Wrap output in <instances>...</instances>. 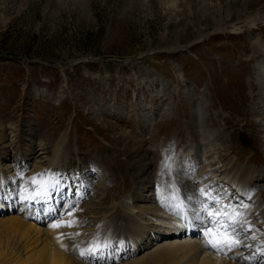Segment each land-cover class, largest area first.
I'll return each instance as SVG.
<instances>
[{
    "label": "rangeland",
    "instance_id": "1",
    "mask_svg": "<svg viewBox=\"0 0 264 264\" xmlns=\"http://www.w3.org/2000/svg\"><path fill=\"white\" fill-rule=\"evenodd\" d=\"M255 43L264 54V0H0V127L11 137L0 149V219L20 216L46 231L60 219L77 221L62 228L75 232L79 264H159L151 256L136 263L148 250L137 251L143 245L126 236L123 209L113 220L116 206L133 207L134 194L142 193L136 174L148 163L147 173L159 167L149 177L157 181L147 192L154 203L171 182L194 191L196 204L208 190L220 199L219 206L209 202L210 210L231 205L228 212L241 214L244 256L264 264V226L253 214L264 208L261 100H252L249 116L258 124L260 156L241 116L246 83L261 78L264 86V56H255ZM257 93L264 97V90ZM38 142L48 144L41 172L24 155ZM230 161L239 174L228 169ZM242 169L258 177L247 182ZM38 173L55 175L58 183L48 197L29 203L25 190L34 195L30 181ZM67 203L73 214H64L67 205L54 218ZM44 206L38 217L28 213ZM7 231L0 227L6 252L0 264L18 255L25 264L19 239ZM93 246L98 250L88 252Z\"/></svg>",
    "mask_w": 264,
    "mask_h": 264
},
{
    "label": "bare ground",
    "instance_id": "2",
    "mask_svg": "<svg viewBox=\"0 0 264 264\" xmlns=\"http://www.w3.org/2000/svg\"><path fill=\"white\" fill-rule=\"evenodd\" d=\"M131 4H132V2L129 3L128 6ZM242 22H244V21H242ZM242 22H240V23H242ZM222 23H223V21H222ZM247 27H249V26H247ZM252 29H256V28L250 27L249 31ZM258 44L255 43L254 45L251 46L255 50V54H256L255 56L256 57L264 56L263 53H261L257 50ZM259 79H261V78H259ZM259 79H257V81H256V83L258 82L257 84L254 81H252L250 83H246L247 84L246 92L243 91V93H242V98H243V102L245 105V107H244L245 109L242 111L241 116L245 120H249V116L252 115L254 112V107L252 106V100L259 98L261 100V104H262L261 106H264V97H262L259 93H257V92H261L264 90V86L261 85L260 84L261 82L258 81ZM263 81H264V79H263ZM213 90H215V89H213ZM249 91H251V92H249ZM262 113H264V112H262ZM176 120H178V119H176ZM211 121L213 122L214 120H211ZM248 122L249 123H248L247 129L252 134V136L255 138L254 142L252 143V148H253L255 154L260 156V152H258V141H261V138L258 134V132H259L258 131L259 130L258 124L253 122L252 120H249ZM206 125L209 126L208 121L206 122ZM244 129H246V128H244ZM2 130H3L2 127H0V149L2 151H4L6 149V147H8L7 144L10 143L9 141H11V139L9 140V138H11V137H10V133L4 134V133H2ZM175 130H176V128H175ZM180 130H181V128H180ZM198 134H197V136H198ZM201 134L206 135V132L203 131V133H201ZM237 134H238V132H236L235 134L233 132L234 140H236V138L238 137ZM180 140H181V138H180ZM47 146H48L47 143L38 142V144L35 146L36 147L35 149L29 148V149H27V151H25L26 153H24V155L26 157H28V159H35L34 162H35V164H37V166H36L37 172L40 171L42 169V167L46 164V161H47L46 155L48 153ZM10 147H11V144H10ZM234 148L235 147L232 145L228 146L229 150H233ZM2 158H4V160L6 159V153L5 152L2 153ZM50 163L51 162H49L47 169H50V165H51ZM229 165H230V167L228 168L229 170H233L234 174H239L240 167H238L235 163H232L231 161H230ZM149 166H151V165L146 163V164L141 165V167H138V169H137L138 171H137L136 177H137V180L139 181L138 185L140 186L142 193L139 194L136 192L134 194V199H133L134 206L133 207H131V206L129 207L128 205H124L122 207L116 206V208H115L116 211H115L114 216H113V220H114L116 217L117 210L119 208L123 209V210H120L119 215H121L120 217H122V220L125 219L126 222H128L127 223L128 229L129 230L131 229V232H129V230H127L128 233L126 234V236H128V238L131 239L133 242H135V243L137 242V244L143 245L137 251H141L143 249H145L144 251L148 250L147 254H149V255L146 257L147 254H145V255L143 254V256H140L139 258L134 260L136 263H139L143 259L146 261L147 259L150 258L149 256H151V258L155 257V258H153L154 262L156 260V263H159V264H161V262H163V261L166 264H252L253 260L251 261V259H250L251 253L247 252L249 255L244 256L245 252H244L243 247L245 244L241 245L242 244L241 240H240V244L237 247H235L231 251H228L226 254H217L214 250H209V249H205L204 247H202V244L204 242V231L208 227L207 224L209 222V218L205 212H203L205 214V218L201 217V216H203V214L201 213L202 212L201 209L203 208L206 201L205 200L202 201L199 198L200 202H201L199 204H201V205L196 204L197 201L195 198L196 196H194V194H195L194 191L193 192H186V191L184 192V190L179 188V184L176 185V187H177L176 188L174 186V183H172V182L167 183L166 185L168 186V189H166L165 193L161 194V196L158 199V204H156L157 202L154 203L153 199L151 198V195H149L147 192H148V188L150 186L157 184V181H153L149 177H150V175L154 176L155 174L153 171H157L159 167L155 170L152 169L150 171V173L149 172L147 173V169H148L147 167H149ZM153 167H154V164H153ZM1 168L3 169V166ZM242 170L243 171L241 172V174H242L241 177H243L245 179V181H247V182L248 181L252 182L254 180L253 178L258 177V175L257 176L252 175L253 174L252 172L245 171L244 169H242ZM159 172H161V169L159 170ZM166 173H168V175H169L168 171ZM160 175H162V174H160ZM161 179L162 178L158 179L161 182L160 184H162ZM207 180H209V179H206V181ZM246 185H248V184H246ZM246 185H244V186H246ZM200 187H199V189H200ZM242 188H243V186H242ZM249 191H252V190H249ZM93 192L94 191H91V193L89 195L93 196L92 195ZM205 192L210 193L208 190H206ZM243 192H245V190ZM70 193H71V191L69 192V194ZM250 194L252 195L253 192H251ZM48 195H50L49 192H48ZM64 196H65V194H64ZM236 196L239 197V195H237V194H236ZM241 196H243V194ZM261 196H262V194H261ZM71 197L68 199V201L69 200L71 201ZM173 197H175V199H173ZM204 197L205 196H203L202 198H204ZM214 197L216 198V196H214ZM7 199H10V198H7ZM15 199H16V197H15ZM241 200H243V199L241 198ZM210 201H211V199H209L207 201V203L209 204ZM0 202L3 204V201H0ZM68 203L66 205H64L63 207H61V209L58 208V210H59L58 215L55 216L54 218L60 219V217L65 214V213L64 214H62V213L65 211V207H67ZM181 203L183 204V209L181 210V214H182L183 218H178V216L174 215L173 213H175L177 211V205H179ZM239 203L241 204V201ZM243 204H244V202H243ZM196 206H200V207L197 208ZM46 208H48V207L44 206L41 209H38L36 207V208H34L33 211L28 210V213H31V215L34 217H38V215L41 214L39 211L42 209H46ZM215 210H216V208H214L211 211L215 212ZM4 211H7L6 207L1 212H4ZM132 212L139 214L138 217H141V220H142L141 224L134 223L136 221L134 219L135 217L132 218L130 216V215L133 216ZM255 212H257L255 219L258 220L260 225L264 226V208L260 207L259 209H257L255 207V209L253 210V214ZM137 219L139 220V218H137ZM60 220L54 221L53 223H59L58 221H60ZM113 220L110 223V226H116L115 224L117 222L115 224H113V222H114ZM53 223H51V224H53ZM46 224H44L42 226H45ZM244 224H245V222H244ZM245 226H246V224H245ZM0 227H3V229L5 231L8 230L9 233H12L11 236L15 235L19 239V243L21 245L20 250H18L17 248L16 249L18 251H21L22 253L24 252L25 255H27L25 257V261H26L25 264H79V262L77 263L73 257V253L75 252L74 249L76 247L74 245V243L72 242L73 241L72 238H74L73 234H75V232L73 233V229L67 230V229H63L62 227L60 229H58V228L54 229L51 226V229L46 231V229L43 230V229L39 228L38 226L33 224L31 221L24 220L22 217L14 216V215H9L5 218H1L0 219ZM64 228H68V227H64ZM115 228H118V227H112L111 229L115 230ZM252 228H253V226H252ZM198 233L201 235V236H199L200 238L196 237ZM57 237H60V239L58 240ZM241 238H243V237H241ZM259 241H261V240H259ZM245 242L247 243L248 241H245ZM243 243H244V241H243ZM13 244H14V242H13ZM252 244H250L251 246H247V249H249V251H250V248L254 245V244L253 245ZM259 246H260V244H259ZM6 248H7V246H6ZM10 248H11V246H10ZM262 249H264V248H262ZM3 250L0 252H2V254L6 253V252H4L5 250L4 251ZM12 251L13 250L8 251V254H10V252H12ZM18 251H16V252H18ZM14 253H15V251H14ZM14 253H11L10 255H13ZM254 253L255 252L253 251V254ZM18 256H16V258L14 260L11 259L12 261H9L10 264H22V262L20 260L18 261V259H19ZM259 257H260V255H259ZM4 258H7V257L4 256ZM22 258H23V256H22ZM22 258H21V260H22ZM0 263H2V262L0 261Z\"/></svg>",
    "mask_w": 264,
    "mask_h": 264
},
{
    "label": "snow or ice",
    "instance_id": "3",
    "mask_svg": "<svg viewBox=\"0 0 264 264\" xmlns=\"http://www.w3.org/2000/svg\"><path fill=\"white\" fill-rule=\"evenodd\" d=\"M167 167V165H166ZM30 183L33 186L34 195L29 194L25 190L24 199L31 203L36 200L37 197H44L48 195V192L51 188L56 187L58 183V178L55 175H48L47 173H38L36 176L31 178ZM201 194L205 196V204L201 211L205 212L209 218V227L204 231V242L202 247L209 250H214L217 254H226L228 251H231L240 244L238 226L242 225L240 219V213L233 209L232 212H228L227 209L231 208V205H225L223 207H216V211L213 212L210 210L207 201L211 199V203L214 206L220 204V199L212 198L211 193H206L205 190H201ZM19 195V193H17ZM7 196L10 198L11 193H8ZM2 198V197H0ZM175 199V197H173ZM74 205L69 204L65 215L71 216L72 209ZM183 209V204L177 205V211L173 213L177 215L178 218H183L181 210ZM78 222L75 220H68L61 223H53L52 227L61 228V227H73L76 226ZM59 240L60 237H57ZM94 249L98 250L96 246L88 249V252H93ZM81 256H84V252L80 253Z\"/></svg>",
    "mask_w": 264,
    "mask_h": 264
}]
</instances>
